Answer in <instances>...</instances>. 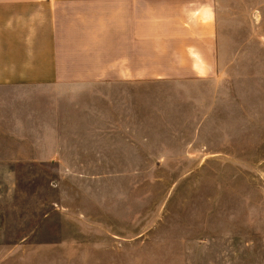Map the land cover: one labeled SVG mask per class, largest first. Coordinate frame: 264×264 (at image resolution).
<instances>
[{
    "label": "rangeland",
    "instance_id": "obj_1",
    "mask_svg": "<svg viewBox=\"0 0 264 264\" xmlns=\"http://www.w3.org/2000/svg\"><path fill=\"white\" fill-rule=\"evenodd\" d=\"M37 1L0 8V264H264V0L166 8L160 79Z\"/></svg>",
    "mask_w": 264,
    "mask_h": 264
},
{
    "label": "crops",
    "instance_id": "obj_2",
    "mask_svg": "<svg viewBox=\"0 0 264 264\" xmlns=\"http://www.w3.org/2000/svg\"><path fill=\"white\" fill-rule=\"evenodd\" d=\"M13 1L19 0H0V8L4 7L6 9L8 5L10 9L13 5L11 4ZM194 2H196V0L193 2L189 0H38L37 4L45 5L48 9V14L59 13V8H67V6H75L81 10H86L85 12L89 14L77 20L82 21L84 18L86 21L87 44L93 41L95 42V34L89 29L93 26L91 22H93L95 18L93 13H91L92 11H102V28H105L107 22L116 16L119 28L118 39L116 40L120 44L119 53H117L120 58V63L117 65L122 68L119 74L125 78L129 76L130 73L132 74L135 72L132 79H143V77L160 79L168 77L170 75L169 72L187 67L180 59V57L183 58L187 50L183 48L185 46L184 44L181 45L182 47L177 51L167 47H161L158 43H154L157 39L169 36L167 28L163 26L161 29L158 25L163 24L166 20L165 16L168 14L166 8L178 7ZM106 9L115 10L116 15L111 16L110 13H105ZM163 25H165V23ZM160 30L164 32L160 34ZM100 40L104 45H111V42H116V40L109 35H106ZM96 41L99 42L98 39ZM139 42L149 43V45L147 46L146 44V48L145 44H143L142 47ZM92 48L89 46L88 52L92 53L93 50L96 51L94 46ZM112 50L115 49H111L109 46L103 48V55L97 60L101 61V59H103L104 63L99 65L98 70L100 71H94V73L90 72V76L101 73H103L104 76H110L114 73L113 69L117 67V65H114L111 58ZM113 52H116V50ZM89 55L90 58L93 57L94 59L90 60V63H93L90 67L96 69L97 63L93 62L96 61V55ZM179 60L180 65L178 64ZM164 62L168 64L172 62L174 66L169 68L160 67V64ZM163 69H166V72L164 71L165 73L162 72ZM192 69L193 66L190 64L189 71ZM185 70H187V68H185Z\"/></svg>",
    "mask_w": 264,
    "mask_h": 264
}]
</instances>
